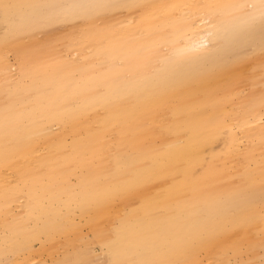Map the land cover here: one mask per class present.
<instances>
[{"label": "bare ground", "instance_id": "obj_1", "mask_svg": "<svg viewBox=\"0 0 264 264\" xmlns=\"http://www.w3.org/2000/svg\"><path fill=\"white\" fill-rule=\"evenodd\" d=\"M34 1L14 9L18 35L42 12ZM68 1L88 21L77 45L0 44V264H223L259 247L264 59L249 68L251 87L263 77L250 97L226 48L256 32L264 44L262 0H142L117 21L118 0ZM225 126L228 159L198 172Z\"/></svg>", "mask_w": 264, "mask_h": 264}, {"label": "rangeland", "instance_id": "obj_2", "mask_svg": "<svg viewBox=\"0 0 264 264\" xmlns=\"http://www.w3.org/2000/svg\"><path fill=\"white\" fill-rule=\"evenodd\" d=\"M44 1V3L42 2ZM49 0V5H50ZM97 0H85V3L93 4ZM19 0H3L0 3V44L7 43L11 40V42H16V40L20 37L28 38L29 41L27 43H34L35 45L45 47H52L53 49H57L55 51L62 52L66 45L72 43V45H77L79 41L83 39L84 35V28L87 25L86 19L79 13H70L68 10L69 1L68 0H61L57 3V5L46 7L45 0H35L34 2L39 4L42 12L39 13V18L35 20L34 26L27 32H21V35H18L15 32L14 27H17V21L19 20V15L14 11V8H11L13 13L6 12L5 9L2 7L3 4H10V5H17ZM31 3L25 4L21 6L20 10L22 13H27L29 11ZM43 5V6H42ZM143 6L142 0H118L115 3V6L111 9L108 21H117L121 20L127 14H137ZM251 7V5H249ZM51 7V8H50ZM26 8V9H25ZM92 11V6L89 8ZM48 10V11H47ZM43 16V17H42ZM264 19V10L262 8L256 13L254 18V25H256V21H262ZM94 27L97 29L98 27H102L104 22L100 20H95L93 22ZM19 31V30H18ZM20 33V31H19ZM80 33V34H79ZM44 38V39H43ZM26 40V39H24ZM220 45V41L218 42ZM229 47L226 48L228 57L230 58H238L243 60L247 69V78L244 79L242 87L247 90V93L250 97L257 96L260 94L259 84L263 80V77L257 78L259 83L255 86H252L253 81L250 80L248 77L249 68L259 66L263 62V58H261L260 53L263 50L264 44L261 40V37L258 35V32L254 35H243L238 40L233 41L232 43L228 44ZM41 48V49H42ZM223 48V47H222ZM11 52V53H10ZM165 56H168L169 50L167 47H163L161 51ZM234 52V54L232 53ZM238 54H237V53ZM10 65L12 66L11 71L14 76L22 78L24 82L28 81V76L25 74H21L19 72L18 63L15 61V56L12 51L8 52L7 55ZM160 63H158L159 65ZM177 68H181L182 62L176 61L175 63ZM250 66V67H248ZM17 74V75H16ZM248 82V83H246ZM246 83V84H245ZM263 94V93H262ZM56 129L57 126H54ZM235 130L232 128L225 126L220 130L218 138L208 147H206L202 152V162L197 166V171L200 172L204 168L210 166L216 170H220L223 167V164L228 159V155L231 153V136L233 135ZM72 136L68 134L66 136V141L69 142ZM254 141L262 143L261 138H253ZM230 168V175L233 178L240 169L247 168V165L244 164L240 167L237 165H233ZM260 197L264 195V185H260ZM139 199L138 197H135ZM136 199L134 200L135 205L140 203ZM263 217V232L264 233V210L262 211ZM87 231L90 229L89 226L85 227ZM260 236V234H258ZM231 238H229L230 240ZM228 240V241H229ZM232 242V239L229 241ZM39 246V242H34L33 248L36 249ZM256 252V255H255ZM261 255L264 253L261 252L260 246L254 249L252 256L249 257L247 252H243L242 257H233L229 255L225 258V262L229 264H236L237 261L247 260L249 258L260 259ZM202 262L203 259L202 258ZM204 261H206L204 259ZM223 264H227V263ZM32 264H51L48 259H45L43 262H38L34 260L31 262ZM206 263V262H205ZM203 262V264H205ZM208 264V263H206Z\"/></svg>", "mask_w": 264, "mask_h": 264}, {"label": "snow or ice", "instance_id": "obj_3", "mask_svg": "<svg viewBox=\"0 0 264 264\" xmlns=\"http://www.w3.org/2000/svg\"><path fill=\"white\" fill-rule=\"evenodd\" d=\"M2 7L5 9V11L7 12L9 9L17 7L15 5H10V4H3ZM209 7H213V8H220V7H233L230 5H224V6H220V5H210ZM261 8L262 10H264V0H262V4H261ZM260 248H261V252L264 253V233H261V237H260ZM254 252V244H249L248 248H247V254L249 255V257L252 256V253ZM81 264H83V262H81ZM236 264H264V255H261L260 259H254V258H249L247 260H241V261H237Z\"/></svg>", "mask_w": 264, "mask_h": 264}]
</instances>
